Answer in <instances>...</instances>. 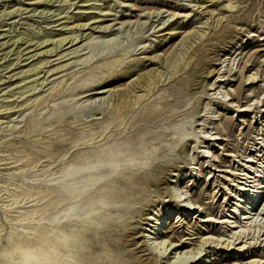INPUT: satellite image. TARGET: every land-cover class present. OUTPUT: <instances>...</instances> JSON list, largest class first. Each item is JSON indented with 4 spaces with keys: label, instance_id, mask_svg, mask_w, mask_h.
I'll use <instances>...</instances> for the list:
<instances>
[{
    "label": "rangeland",
    "instance_id": "374dc122",
    "mask_svg": "<svg viewBox=\"0 0 264 264\" xmlns=\"http://www.w3.org/2000/svg\"><path fill=\"white\" fill-rule=\"evenodd\" d=\"M93 4L101 10L83 8ZM83 11L96 13H79ZM98 17L102 21L95 24ZM88 23L84 31L73 28L71 33V27ZM59 34L79 35V40L72 48L63 46L44 57V51L54 48L45 45ZM48 40L41 47L37 44ZM213 44L216 48L208 52ZM174 53L173 67L162 74L160 61L152 57L167 59ZM58 54L66 58L57 60ZM44 59L51 63L28 72ZM142 70L156 72L160 82L154 81L152 94L153 85L136 91V99L145 98L116 130L117 123L110 126L103 116L114 102L107 95L80 100L75 88L83 84L84 96L105 88L125 91ZM252 74H257L256 83L246 85ZM102 97L106 101L96 104L99 109L95 101ZM258 99L263 101L258 108L241 112ZM263 105L264 0H0V264H22L13 252L17 247L38 248L46 232L72 220L82 227L93 224L95 230L67 264H138L129 247L132 239L151 224L147 216L156 217L167 204L177 206L179 195L197 200L204 210L183 216L179 228L175 217L168 219L165 239L176 242L209 232L227 238L226 225L203 221L207 215H228L227 204L236 191L219 171L240 172L250 154L261 161ZM181 124L191 136L178 149L171 137L158 139V134ZM108 126L97 145L74 143ZM214 138L221 140L210 141ZM159 147L165 149L156 156ZM48 164L52 166L47 169ZM85 164L95 165L101 175L95 176L94 189L103 183L108 189L81 204L85 195L78 199L79 189L74 192L62 184L66 173ZM259 164L255 167L261 170ZM61 165L66 171H59ZM125 178L141 185L151 181L153 193L140 195L142 202L133 206L120 203L129 191ZM165 182L171 197L155 192ZM242 193L247 197L249 191ZM95 216L99 218L94 223ZM137 241L146 249L144 239ZM59 252L67 256L62 247ZM232 254L219 249L207 259Z\"/></svg>",
    "mask_w": 264,
    "mask_h": 264
},
{
    "label": "bare ground",
    "instance_id": "6f19581e",
    "mask_svg": "<svg viewBox=\"0 0 264 264\" xmlns=\"http://www.w3.org/2000/svg\"><path fill=\"white\" fill-rule=\"evenodd\" d=\"M100 7L101 6L99 4L83 6L85 10H101ZM79 13L80 14H95L96 12L83 11ZM158 14L160 15L161 13L159 12ZM155 15H157V13ZM100 16L103 17L104 16L103 13ZM99 19L100 17L97 18L98 21L96 20V22L95 21L93 22L97 24L100 21H102ZM88 25L89 23L84 24V25H76L75 27L74 26L71 27V30L70 29L69 30L72 31L71 33H73L75 29L76 30L78 29L79 32L81 30L84 31L83 29H85V27L87 28ZM225 29L226 27L222 28L221 31L225 32ZM50 35L52 34H47L46 38L47 36H50ZM59 36H60L59 39L53 40L52 44L45 45V46L54 45V48L44 51L45 53L44 57L48 53H53L54 49H60L63 46L71 45L70 48H72L73 46H75V44L79 40L78 39L79 35L61 37L63 35L59 34ZM49 42H50L49 40L40 41V42L38 41L37 44L39 47H41L44 44H48ZM184 42L182 45H184ZM15 43L16 42L13 41L12 45H15ZM217 44L211 45L210 46L211 48L208 50V52H211L214 48H216ZM5 45L3 44L1 45V47L2 46L4 47ZM180 45L179 47H181ZM235 46H238V43L234 44L232 47L235 48ZM194 51L195 50H192V52ZM28 53L30 55L31 52H28ZM175 54L176 53H174L172 56L170 55L171 57L167 59H163L161 58V56L157 55L155 57H152L151 60L155 59V60L160 61V68L163 71L161 73L162 74L164 73L165 75V72H167L169 69L173 67L174 59L176 57ZM64 55L65 54H62V55L58 54L57 56H59V59L57 60L66 58V56ZM34 56H32V58ZM116 62L117 61L114 60L113 62H111V64L108 65V67L115 65ZM49 63H51V61L47 59L41 60L37 64L31 66L32 69L29 67L31 70L27 69V71L28 70H30L28 72L38 71L40 67L46 66ZM57 69H54L50 72H53ZM27 71L26 72L24 71L25 75L26 73H28ZM50 72H46V73L49 74ZM121 72L126 74L127 70L121 71ZM160 79L161 78H159V76H156V72H153L152 70L151 71L142 70V72H140V74L138 75L137 79L134 82H132L130 86L128 87V89L125 91L115 92L111 90H106L105 88V89L92 92L91 94L84 96L85 92H81L83 89H85V86L83 84H81V86L78 85L80 88L78 86H76L75 88L79 90L78 93L80 95L78 96L80 100L84 99L85 97H90V96L107 95L106 99L108 100L111 99V101L114 102L113 105L117 103V105H114L115 110H111V107L113 106L112 105L109 108L110 111L108 113L103 112L104 119L105 121H107V123L108 122L111 123L110 126L114 125L115 122L117 123V126H115V130H116L117 128L121 127L123 123L125 124V121L122 123L120 122V120L122 121L123 119H125V117L129 116L130 113L138 110L137 108H139V106L141 105V99L145 98V96H143L142 98L136 99L137 97L135 96L137 94L136 91L138 89H144L148 85L149 86L153 85V88L149 90V93L152 94L155 90L154 84H153L154 81L156 80V84H157L160 82ZM257 79H258L257 74L256 75L252 74V75L247 76L246 85L255 84ZM38 81L36 80L33 82H38ZM219 81L221 82V80ZM21 82H24V81H21ZM36 89H34V91ZM76 94H77V91H76ZM65 95H66V92H65ZM74 95H71V96H74ZM229 96L230 95L227 93V95H225V99L228 98ZM97 99H96L97 101H95V106H97L96 104H98V106H103V101H106L105 97H102L100 99L97 98ZM260 99L255 100L256 102L253 104H246L247 106H245L244 109L241 110V112L242 113L249 112L252 109H254L253 106L255 105H256L255 108H258V105L263 104V101ZM229 101L231 100H228V101L225 100L224 102L229 103ZM231 104H233V102ZM259 114H262V113L260 112ZM178 118L179 116L176 118V120ZM262 123L264 124V122ZM110 126L104 129H101L100 131L94 132L93 134H90L86 137H77L78 139L74 141V143L82 147L86 145L87 143L95 146L97 145L96 141L98 139H101V137L110 129ZM186 130L187 129L185 127V124H181V125H178L172 128V130L169 132H163L160 135L158 134V136L157 135L155 136H157L158 139L162 137H167V138L171 137V143L173 142V144H179L180 142L185 141L191 136V134L187 133ZM153 138L155 139V137H151L149 140H152ZM218 140H221V139L214 138L213 140H210V141H218ZM262 143H264V141ZM163 149L165 148L159 147V150H156L154 154L157 156L160 153V151ZM172 151H173V146H171V149H170V152ZM165 152L164 154H166ZM258 157L262 158L261 161H257L255 156H253V154H250L247 157L248 158L247 163H245L242 166V170H240V172L238 173L233 172V170L232 171L231 170L230 171H219L221 173L226 174L225 176L226 181L233 183L232 187H236V191L233 192L232 199L227 204L229 208L228 215L224 217H220V218H213L212 215H209V216L207 215V218L204 219L203 223L226 225V232L229 234L227 238L223 235L214 236V235H211L209 232L208 234H202V235L199 233H193L191 235L189 234V235L181 237L176 242L173 240L165 239L164 225L166 224L168 219L175 217L176 224H177L176 227L179 228L181 226L180 223L183 222V216L187 217L189 213L192 211L193 212L196 211V213L194 214H197L198 211L202 212L204 210L201 205H198L197 200L191 199V201H187V198L183 199L182 196H180L179 194L178 195L180 198H178L177 197L178 195L175 194L176 197L178 198V199L176 198L178 200L176 201L179 204H177V206L173 204L165 205L154 218H151L150 216L146 215L148 217V219L146 220L150 221L151 224L149 225L146 224L148 228H146L144 232L142 233L137 232L136 233L137 236L132 239V243L130 244L129 247H132L131 253L133 257H136V259L138 260V264H164L161 261L165 259L168 260L166 262L168 264H264V198H263L264 196V167L261 170H258L255 167L256 163H260L259 164L260 168L264 166V155L263 156L259 155ZM51 166L52 165L48 164L47 169ZM65 167H66L65 165L58 166L59 171H66ZM80 172H83V174H79ZM96 172H97V167L93 164L81 165L80 167H77L73 171L68 172L64 175V179H66L65 182L67 181L68 183L65 184L64 182L62 184V187L68 188L74 192H76V190L79 189L78 192L75 193V195H78V199L82 198V195H85L84 198L80 199V202L81 204L86 203L89 197L93 198L96 195L100 194L101 192H107V189H108L107 183H103L98 188L94 189V186L96 185L95 182L98 181L95 176H101V175H98V173ZM75 174L76 176H74ZM71 176L73 177L70 178ZM83 177L86 179H83L81 181V185L79 186L80 184L79 178H83ZM124 183L129 186V191L122 195V197L125 199L124 201L123 200L120 201V203L122 204L133 206L135 204L142 202V200L139 199L140 195L145 194L144 197H146V194L153 193L151 192V187H153V183L151 181H149L145 185H141V184H134L133 182H131V179L125 178ZM247 184H250V186H247ZM247 187H249L252 190L251 191L249 189L247 190ZM157 191L168 195V197L173 196L168 182H165L164 184L159 185L156 188L155 192L157 193ZM248 191H249V194H247V197L244 196L242 192H248ZM104 194L106 196L109 195L108 193H104ZM76 205H78V203L75 204V206ZM67 213L68 212H66V216H67ZM98 218L99 216H95L93 218L94 223L97 222ZM84 223L87 224V222H84ZM79 224H80L79 222L72 220V221H68V223L64 225L63 227L56 226L55 229L46 232V235L43 237V240L38 248L32 249V248H26V247H19V248L17 247L13 252L18 257V259L22 262V264H65L69 259L73 258L74 250H76V252H79L78 250H81L82 248L86 246L87 238H89L90 233L93 232V230H95L93 227V224L92 225L88 224L83 227L81 224L80 225ZM203 231L205 232L206 230H203ZM138 238L144 239L146 241L145 242L146 244H144L146 245V249H143L140 247V243L137 241ZM60 247L66 250L67 256H61L59 252ZM107 247L109 251H111L108 244H107ZM219 249L220 250L223 249L224 251H227V252H233V254L227 257L207 259L209 258L208 255L210 253H214L216 250H219ZM146 251H148L149 253L146 254ZM241 253L243 255L241 257L238 256L237 258L236 255L241 254ZM248 254H251L252 256L246 258L245 256H247ZM170 256H173V257L168 258ZM213 256L215 255L213 254Z\"/></svg>",
    "mask_w": 264,
    "mask_h": 264
},
{
    "label": "clouds",
    "instance_id": "9594fccd",
    "mask_svg": "<svg viewBox=\"0 0 264 264\" xmlns=\"http://www.w3.org/2000/svg\"><path fill=\"white\" fill-rule=\"evenodd\" d=\"M175 147H176V149H178V148L180 147V145H179V144H177Z\"/></svg>",
    "mask_w": 264,
    "mask_h": 264
}]
</instances>
